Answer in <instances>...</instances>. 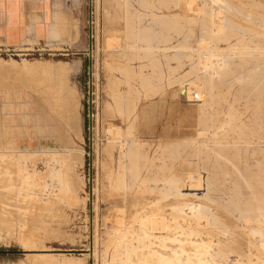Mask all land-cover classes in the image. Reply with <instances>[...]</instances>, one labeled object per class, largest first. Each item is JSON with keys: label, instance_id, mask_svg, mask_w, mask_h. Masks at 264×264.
<instances>
[{"label": "rangeland", "instance_id": "rangeland-1", "mask_svg": "<svg viewBox=\"0 0 264 264\" xmlns=\"http://www.w3.org/2000/svg\"><path fill=\"white\" fill-rule=\"evenodd\" d=\"M62 2L0 42V264H264V0Z\"/></svg>", "mask_w": 264, "mask_h": 264}, {"label": "crops", "instance_id": "crops-1", "mask_svg": "<svg viewBox=\"0 0 264 264\" xmlns=\"http://www.w3.org/2000/svg\"><path fill=\"white\" fill-rule=\"evenodd\" d=\"M62 0H0V42L20 45L27 40L37 41L38 28L54 22Z\"/></svg>", "mask_w": 264, "mask_h": 264}, {"label": "bare ground", "instance_id": "bare-ground-1", "mask_svg": "<svg viewBox=\"0 0 264 264\" xmlns=\"http://www.w3.org/2000/svg\"><path fill=\"white\" fill-rule=\"evenodd\" d=\"M30 256H31V254H27V258H26V260H29L30 263L33 264L32 261H31V259H30ZM26 260H25V261H21V262H19V263H17V264H27V263H26Z\"/></svg>", "mask_w": 264, "mask_h": 264}]
</instances>
